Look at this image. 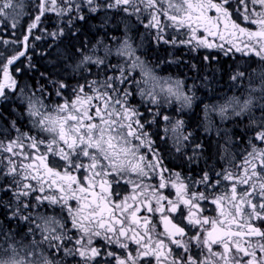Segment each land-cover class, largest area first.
<instances>
[{
	"label": "snow or ice",
	"instance_id": "1",
	"mask_svg": "<svg viewBox=\"0 0 264 264\" xmlns=\"http://www.w3.org/2000/svg\"><path fill=\"white\" fill-rule=\"evenodd\" d=\"M22 7L15 0H0V17H11L15 28ZM85 9L92 14L115 10L134 16L146 30H155L157 43L224 50V43L213 42L219 39L229 45L225 54L234 50L264 61V0H34L35 15L22 43L27 48L33 30L40 29L47 14L61 20L67 17L71 28L74 21L86 20ZM167 29L187 39L168 40ZM47 35L59 40L65 28L58 26ZM94 51L95 46L89 50L93 54L76 48L80 59L68 65L84 83L70 85L66 79L40 73L48 84L38 81L34 87H21L10 72L26 51L6 60L0 53V108L13 97L25 105L23 112L18 107L10 114L0 110V193L10 194L7 201L0 200V210L7 209L9 219L27 224L26 235L35 236L38 231L40 236L30 242L34 250L27 257L31 259H16V250L9 245L12 255L0 259V264H64V258L76 264H101L102 256L111 258L104 264H264V147L253 142L264 144V103L259 104V118L250 116L249 126L260 130L249 137L251 150L241 153L239 160L230 153L234 144L230 131L215 125L212 113L221 122L249 115L255 107L253 98L233 96L223 104H206L203 127L207 132L215 128L217 137L223 138L217 148L226 166L216 171L205 160L199 179H184L180 172L165 177L170 170L157 150V133L150 130L154 124L165 122L161 142L171 141L189 164L203 158L209 147L186 130L183 118L161 111L175 100L177 112L183 113L191 109L194 97L184 94L180 80L158 76L136 55L128 38L116 49L123 58L118 64L108 60L110 48L105 46L103 56H95ZM89 66L96 67L97 79L83 75V71L91 74ZM244 75L238 71L232 79ZM259 76L264 83V69ZM49 85L62 102L45 103V96L52 95ZM29 88L31 94L26 91ZM136 97L139 105L132 103ZM25 117L27 123L22 126ZM189 146L191 155L185 152ZM157 174L158 186L147 183ZM122 185L131 191L121 198ZM168 188L175 190L174 197L164 193ZM42 206L52 214L40 212ZM210 212L214 214H206ZM97 239L122 251L105 253L95 246ZM42 245L54 251L46 254ZM55 252H62V258H50Z\"/></svg>",
	"mask_w": 264,
	"mask_h": 264
},
{
	"label": "trees",
	"instance_id": "2",
	"mask_svg": "<svg viewBox=\"0 0 264 264\" xmlns=\"http://www.w3.org/2000/svg\"><path fill=\"white\" fill-rule=\"evenodd\" d=\"M18 5H23L22 12L17 16L16 27L13 28V19L11 17H0V53L4 54V59L16 54L18 51H26V55L20 57L14 65L10 66V72L17 79L19 85L36 86L37 82L48 84L46 79H42L40 73L48 74L52 79H66L70 85H74L77 81L84 83L79 75L72 73L68 65H74L80 59L79 54H76V48H82L83 51L89 52L95 46L94 55L103 56L104 48H110L112 55L108 57L111 64L122 62L123 58L116 55V49L121 46L125 38H128L129 43L136 49V54L140 56L147 64L162 75H171L180 78L183 81V88L186 95L194 97V103L191 109H186L183 113H178L179 104L170 107H163L161 111L175 118H183L186 124V130L195 133L197 141H203L209 147L206 148V155L199 158L196 162L189 164L185 155L177 153L173 148L168 152L169 143L164 144L158 138L156 140L158 151L160 152L163 166L169 169H174L182 174V178L191 177L198 179L202 174L201 170L207 165L214 167L216 171L221 170L226 166L225 162L221 161L217 148V142L223 144L222 137H217L215 128L211 132L205 131L204 122V106L213 104H223L228 98L236 96L241 100L252 97L255 107L249 115L243 117H232L231 119L221 122L219 116L212 113V119L215 125L221 129L229 130L234 144L230 146V153L234 154L239 160L241 153L245 150H251L248 144L249 137H255L257 131L260 130L256 125H250V116L259 118L261 110L259 104L264 103L261 99L264 96V83L261 82L259 73L264 69V61H261L255 55L251 56H236L222 54L220 48H210L206 50L200 47L193 50L190 46L177 43H157L155 40V30H146L137 19L127 17L122 12L109 10L107 12L101 10L96 14L89 13L85 9L84 14L86 20H76L73 27L69 28L67 17L62 20L57 18L55 14H47L42 18V24L39 30H33L29 38L28 46L25 48L23 42L24 35H27V27L31 23L35 15L34 0H15ZM103 2V0H101ZM107 20V23L104 21ZM146 22V21H145ZM127 25V28L125 27ZM65 28V35L59 40H52L47 33L57 30V27ZM76 32L73 37L72 33ZM36 36H42L43 39L37 40ZM166 39L171 40L173 37L177 40L187 39L186 35H179L173 29H167L164 33ZM4 41L8 43L5 44ZM98 41L101 42L98 44ZM217 44V43H216ZM67 55H71V59H66ZM208 57V59H205ZM29 64L33 67L29 68ZM91 68V74L88 71H83V75L88 79H97V69L94 66ZM21 69V71H16ZM238 71H243L245 75L242 78L233 80L231 75ZM117 74L118 73H109ZM137 75L136 73H134ZM102 78V77H101ZM50 88V85H49ZM256 89V91H252ZM52 95L45 96V103L54 105L56 102H62V98L55 96L54 89H51ZM28 94L32 89H26ZM39 96V93H36ZM70 95V89L65 94ZM132 103L139 105L140 99L136 97ZM13 107H18L20 112H23L25 105L16 100L15 97L11 101L2 105L0 110L7 114L11 113ZM169 108V109H168ZM141 111L144 108L141 107ZM145 115L147 113L145 112ZM10 119H15V116L9 115ZM151 118V117H149ZM27 123V118L21 122V125ZM164 121L160 120L159 124H154L151 131H155L157 135H163ZM27 130V128H24ZM154 136V137H157ZM258 147H264L259 141H253ZM187 155H191L192 149L189 146L185 150ZM215 152V156H212ZM209 157H212L209 159ZM207 160V165L205 164ZM202 188V186H200ZM10 194L0 193V200H8ZM207 207L210 205L206 204ZM214 208V206H211ZM7 209L0 210V247H8L9 245L16 247L20 244L28 242L29 238L37 237L26 235L27 228L16 223L13 220L2 219L3 212ZM213 215L214 212L206 213ZM8 233L6 237L3 233ZM40 237V236H39ZM29 245V244H28ZM32 246V245H29ZM2 255L0 254V257Z\"/></svg>",
	"mask_w": 264,
	"mask_h": 264
},
{
	"label": "flooded vegetation",
	"instance_id": "3",
	"mask_svg": "<svg viewBox=\"0 0 264 264\" xmlns=\"http://www.w3.org/2000/svg\"><path fill=\"white\" fill-rule=\"evenodd\" d=\"M157 172H159V170H157ZM147 183L152 184V185H157V186H158V184H159V175L157 174V176H156L155 178H153V179L147 181ZM118 191L120 192V195H121V198H122L124 195H127V194L130 193L131 188H130V186H128V185H122L121 188L118 189ZM163 191H164V193H165L166 195H170V196H172V197L175 196V190H174V189L168 188V189H165V190H163ZM32 199H33V201H34V197H33ZM5 201H7V200H5ZM204 207L206 208L207 205L205 204ZM33 211L35 212V210H33ZM39 211L42 212V213L49 214V215L52 214L51 209H50V208H47V207H44V206H42V207L39 209ZM3 214H4L3 217H1L2 219H5V220H13V221H9V222H13V224H17V223H16V220H14V219H9L10 212H8V210H5V211L3 212ZM25 214H27V213H25ZM145 214H147V213H145ZM17 222H18V224L23 225L25 228H28V225L25 224L24 222L20 221L19 219L17 220ZM157 223H158V219H157ZM33 227H35V226L33 225ZM68 227H69V228L71 227L70 223H69ZM158 231H162V227L158 228ZM69 234H71V233H69ZM37 235H39V234H37ZM33 239H37V240H38V239H40V237L29 238V239H28V244H29V245H31L30 242H31V240H33ZM95 246L98 247V248H102V249L104 250L105 253H106L108 250H113V251H116L117 253H120V252L122 251L121 249L115 247L114 245H113V246H106V245H105V242H104L102 239H97V240L95 241ZM42 247L44 248L46 254L49 253L50 251H54V250H50V249H48L46 245H42ZM135 247H136V246H135L134 244L131 245V248H132L133 250L135 249ZM62 256H63L62 252H55L54 255H52L50 258H52V259H61ZM28 259H31V257H28ZM76 259H79V258L77 257ZM99 259H100L101 264H104V260H105V259H111V258H108V257H106V256H102V257H100ZM64 264H76V260H74V259H72V258H64ZM113 264H114V261H113ZM153 264H155L154 261H153Z\"/></svg>",
	"mask_w": 264,
	"mask_h": 264
},
{
	"label": "rangeland",
	"instance_id": "4",
	"mask_svg": "<svg viewBox=\"0 0 264 264\" xmlns=\"http://www.w3.org/2000/svg\"><path fill=\"white\" fill-rule=\"evenodd\" d=\"M249 7H251V5H249ZM236 8V4L234 3L233 4V9H235ZM240 23H241V25L242 26H245V22L243 21V19H241L240 21H239ZM252 28H255L256 26L255 25H252L251 26ZM186 38H187V36H186ZM209 39L210 40H212L213 38H211V37H209ZM213 42L214 43H217V44H221V43H224V50H221L222 51V54H225L226 53V51H227V49H228V47H229V45L226 43V42H221L219 39H215V40H213ZM204 49H206V50H210V48H205V47H203ZM227 54L228 55H231V57L232 58H235L236 56H240L241 55V53H239V52H235L234 50L233 51H231V52H227ZM137 55V54H136ZM226 55V54H225ZM142 59V58H141ZM143 60V59H142ZM148 66H149V64H147ZM150 67V66H149ZM155 72H156V74L158 75V76H160V77H164V78H171V80H173V81H175V80H180L181 82H182V91L184 92V94L186 95V93H185V91H184V88H183V81L180 79V78H178V77H176V76H171V75H162V74H160V73H158L156 70H155ZM136 74H137V77L139 76V73H138V71L136 72ZM235 74L233 73L232 75H231V77L230 78H232L233 76H234ZM31 94V93H30ZM140 99V98H139ZM176 104H178V102H176L175 100H173V103L171 104V106H175ZM166 107H170V106H166ZM169 109V108H168ZM164 135V134H163ZM163 135H157V137H154V139L155 140H157V138L160 140V137L161 136H163ZM161 141V140H160ZM169 143V145H168V148L166 149L168 152H171L172 151V149H173V147L171 146V141H169L168 142ZM159 149V147L157 148V150ZM145 151H147L146 149H145ZM149 155H151L150 153H149ZM164 167H166V166H164ZM167 168V167H166ZM169 169V168H168ZM170 170V172L169 173H164V175H165V177H168L170 174H174V173H176V171L174 170V169H169ZM199 179V178H198ZM37 237H39V235L37 236ZM15 248V250H16V253H17V255H16V259H28V257H27V252L28 251H33L34 249L32 248V246H29L28 245V242H26V243H23V244H20V245H18V246H16V247H14ZM0 254L2 255L1 257H0V259H7V258H9L11 255H12V252H9V249H8V247H0Z\"/></svg>",
	"mask_w": 264,
	"mask_h": 264
}]
</instances>
